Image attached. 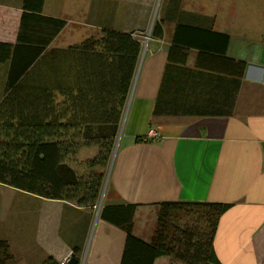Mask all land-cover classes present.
I'll return each instance as SVG.
<instances>
[{
  "label": "crops",
  "instance_id": "0c3cea01",
  "mask_svg": "<svg viewBox=\"0 0 264 264\" xmlns=\"http://www.w3.org/2000/svg\"><path fill=\"white\" fill-rule=\"evenodd\" d=\"M208 2L162 0L101 202L79 206L0 183V241L9 245L14 264H65L73 253L79 264H121L126 233L102 217L103 208L122 218L136 205L134 235L150 242L163 201L231 207L213 240L195 239L196 253L194 240L187 263L163 256L153 264H208L211 250L219 264H264V37L254 42L222 28L206 10ZM148 4L0 0V104L7 100L6 108H24L36 93L38 105L61 107L65 96L59 88L49 90L39 81L54 80L73 58L69 52L47 53L100 37L103 29L141 38L152 26ZM156 22L160 37L153 36ZM219 34L229 37L228 44ZM40 47L45 49L36 85L9 87L11 61L21 68ZM96 153L85 148L79 160Z\"/></svg>",
  "mask_w": 264,
  "mask_h": 264
},
{
  "label": "trees",
  "instance_id": "16d2710c",
  "mask_svg": "<svg viewBox=\"0 0 264 264\" xmlns=\"http://www.w3.org/2000/svg\"><path fill=\"white\" fill-rule=\"evenodd\" d=\"M60 24L62 29L66 22ZM153 36H162L161 23H155ZM219 36L228 44L227 35ZM142 48V39L133 33L103 29L100 37L47 53L49 57L69 52L73 58L69 64L65 60L59 75L49 81L37 77L45 48L40 47L34 59L21 61V68L13 59L9 87L35 86L37 80L49 90L53 85L59 88L65 98L58 109L38 105L36 93L24 108H6L7 100L0 104V116L8 119L0 120V183L42 198L94 207L134 88ZM245 66L243 63L241 74ZM15 70H19L16 76ZM49 96L51 100V92ZM91 147L97 149L95 157L79 163L80 152ZM158 206L157 228L150 242L134 235L136 205L129 206L122 218L113 217L111 207L103 208L102 217L126 233L121 264H153L163 256L187 263L194 239L213 240L220 218L231 204L163 201ZM171 227L172 240L168 236ZM0 264H14L5 241H0ZM208 264H219L213 250Z\"/></svg>",
  "mask_w": 264,
  "mask_h": 264
},
{
  "label": "rangeland",
  "instance_id": "374dc122",
  "mask_svg": "<svg viewBox=\"0 0 264 264\" xmlns=\"http://www.w3.org/2000/svg\"><path fill=\"white\" fill-rule=\"evenodd\" d=\"M144 1L150 2V4H148V9L152 17V24H151L152 26L151 29L148 30L146 33H144L143 36L141 37L143 48H142V53H141V58L138 66L135 83L137 82L139 72H141V68L147 53L148 43L150 40L149 37L152 31L153 23L158 17V11L162 3V0H144ZM194 5L189 3L188 6L192 8L195 7ZM142 6L147 7V5H142ZM197 8L203 9L201 7H197ZM206 10H208V12H210L215 17V20L219 22V25L222 28H225L226 30L232 33L244 36L250 40H253L254 42H259L264 37V27H263L264 0H209L208 5H206ZM118 138L119 137L116 138L114 150H117ZM77 159L79 163L82 162L79 160V156ZM82 172H84V175L87 176L88 172L85 169L82 170ZM106 183L107 181H105V177H104L99 202H101L104 197L103 193L104 190H106L105 189ZM173 229L174 228L171 227L170 230L168 231V236L169 239L171 240L174 233ZM197 238H201V237H197ZM197 246H198L197 240H195V246L193 249V252L195 253L198 250ZM198 256H201L200 252H198Z\"/></svg>",
  "mask_w": 264,
  "mask_h": 264
},
{
  "label": "water",
  "instance_id": "95a60500",
  "mask_svg": "<svg viewBox=\"0 0 264 264\" xmlns=\"http://www.w3.org/2000/svg\"><path fill=\"white\" fill-rule=\"evenodd\" d=\"M81 263L80 259L77 257L76 253L70 255L65 264H79Z\"/></svg>",
  "mask_w": 264,
  "mask_h": 264
},
{
  "label": "built area",
  "instance_id": "2783aa9c",
  "mask_svg": "<svg viewBox=\"0 0 264 264\" xmlns=\"http://www.w3.org/2000/svg\"><path fill=\"white\" fill-rule=\"evenodd\" d=\"M137 71H138V70H137ZM136 75H137V74H136ZM135 79H136V78H135ZM153 134H154V131H151V132H150V135L153 136Z\"/></svg>",
  "mask_w": 264,
  "mask_h": 264
}]
</instances>
